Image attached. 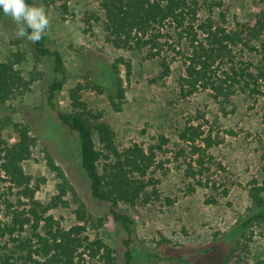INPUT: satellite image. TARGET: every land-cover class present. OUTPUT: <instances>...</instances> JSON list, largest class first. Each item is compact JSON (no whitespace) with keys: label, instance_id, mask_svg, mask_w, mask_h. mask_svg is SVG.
<instances>
[{"label":"trees","instance_id":"16d2710c","mask_svg":"<svg viewBox=\"0 0 264 264\" xmlns=\"http://www.w3.org/2000/svg\"><path fill=\"white\" fill-rule=\"evenodd\" d=\"M35 2L12 0L7 8L0 9V15L20 8L36 54L50 60L53 78L44 89L46 106L61 125L76 135L80 164L91 196L107 204L108 213L123 234L124 264H133L137 252L135 220L121 206L161 198V178L156 172L170 160L165 156L171 151L168 146L171 139L161 133L158 141L149 145L133 142L120 148L116 131L103 119V112L90 108L82 98L85 88L82 83L71 90L72 110L60 106L59 95L67 76L66 60L53 46L48 31L33 19ZM101 6L108 41L117 48L145 51L148 58L159 59L161 69L157 79L170 76L173 61L179 55L182 57L184 71L178 82L183 97L211 90L224 103L238 93H246L256 101L262 100L264 110V9L250 21L235 17L230 25L224 9H220L218 16H202L200 0H101ZM210 6L220 8L222 3ZM24 58L17 54L0 60V105L32 90L33 79L27 78L17 66ZM122 63L127 66V78L131 77L132 62L119 57L105 81L111 85V101L118 110L126 97ZM203 119L199 123L190 120L179 129L178 137L184 146L175 151L174 158H183L180 165H185L187 177L216 190L217 182L212 177L224 167L211 149L223 142L225 136L214 134L213 125L206 127L210 121L205 119V114ZM7 126H12L16 134L13 142L5 136ZM225 133L236 132L228 129ZM95 134L102 148L97 146ZM35 141L30 123L14 122L10 115L0 117V264H118L117 251L98 234L106 224L107 215L93 213L49 149L48 165L60 179L59 193L48 202L37 197L40 184L35 183L34 176L24 167ZM69 194L77 204V222L67 227L51 211L69 205L66 200ZM250 199V213L234 224L224 240L244 236L251 226L264 222V180L253 183ZM167 201L173 202L171 198ZM208 202H217L216 197ZM216 244L198 251L191 264H204L205 255ZM233 250L232 247L226 253L224 264H229Z\"/></svg>","mask_w":264,"mask_h":264},{"label":"rangeland","instance_id":"374dc122","mask_svg":"<svg viewBox=\"0 0 264 264\" xmlns=\"http://www.w3.org/2000/svg\"><path fill=\"white\" fill-rule=\"evenodd\" d=\"M11 1L0 0V9L7 8ZM200 1L202 16H218L220 9H224L230 25L234 24L235 17L250 21L264 9L261 0ZM218 2L222 3L220 8L210 6ZM33 19L48 31L53 46L65 57L67 76L59 95L64 110H72L71 90L82 83L85 86L82 98L90 108L103 112V119L116 131L120 148L133 142L149 145L158 141L161 133L171 139L168 145L171 151L165 156L170 160L156 172L161 178V198L121 206L135 220L137 252L133 264H191L198 251L215 243L216 247L205 255L204 264H224L226 253L232 247L229 264H264V222L251 226L246 235L236 236L240 241L236 237L224 240L234 224L250 213L251 186L256 180H264L262 100L238 93L230 102L222 103L211 90L183 97L178 82L184 71L182 57L179 55L173 61L170 76L157 79L161 69L159 59L148 58L145 51L117 48L108 41L101 0H36ZM23 22L20 8L0 15V60L24 55L17 66L27 78L33 79L32 90L0 105V117L10 115L14 122L32 125L36 141L24 167L34 176L35 183L40 184L37 197L48 202L59 193L60 179L48 165L46 151L49 149L93 213L107 215L106 224L98 234L117 251L118 264H124L123 234L108 213L107 204L91 196L80 164L77 137L46 106L44 89L53 78L52 65L49 59L36 54ZM119 57L132 62V72L127 78V66L121 64L126 97L118 110L111 101V85L105 81ZM99 82L103 84L100 87ZM204 114L210 121L206 127L213 125L214 134L219 132L221 137L225 136L223 142L211 149L224 167L212 177L217 182L216 190L187 177L185 165H180L183 158H174L175 151L184 146L178 137L179 129L193 119L204 122ZM228 129L236 133L226 134ZM4 133L8 141L16 139L12 126L5 127ZM95 140L102 148L98 134ZM211 197H216L217 202L209 203ZM168 198L173 202L168 203ZM66 200L69 205H60L51 212L69 227L77 222V204L71 194Z\"/></svg>","mask_w":264,"mask_h":264}]
</instances>
